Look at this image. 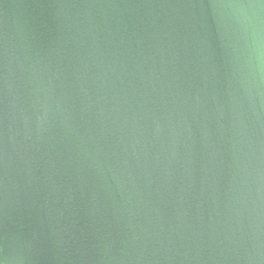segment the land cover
I'll return each mask as SVG.
<instances>
[{"label":"water","instance_id":"95a60500","mask_svg":"<svg viewBox=\"0 0 264 264\" xmlns=\"http://www.w3.org/2000/svg\"><path fill=\"white\" fill-rule=\"evenodd\" d=\"M0 264H264V0H0Z\"/></svg>","mask_w":264,"mask_h":264}]
</instances>
